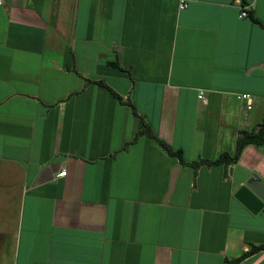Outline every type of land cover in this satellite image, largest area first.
Returning <instances> with one entry per match:
<instances>
[{"label":"crops","instance_id":"obj_1","mask_svg":"<svg viewBox=\"0 0 264 264\" xmlns=\"http://www.w3.org/2000/svg\"><path fill=\"white\" fill-rule=\"evenodd\" d=\"M115 94L187 162L233 156L264 123V0H0V264H226L264 247V213L236 198L264 182V147L195 171L134 141L142 120Z\"/></svg>","mask_w":264,"mask_h":264},{"label":"trees","instance_id":"obj_2","mask_svg":"<svg viewBox=\"0 0 264 264\" xmlns=\"http://www.w3.org/2000/svg\"><path fill=\"white\" fill-rule=\"evenodd\" d=\"M252 18H253L254 22H256L257 24H259L263 27V25L260 23L259 20H257L255 17H252ZM97 84L106 87V85L103 82H98ZM116 96L118 97V99L121 102L124 103V101L122 100L121 97H119L118 95H116ZM124 104L128 105L132 109L134 115L139 117L142 120L143 128H142V130H140L137 133L134 141H136L140 136H147V137L153 139L154 141H156V143L169 156L177 158L182 166L192 168L195 171H197L198 169H200L203 166L214 167V166H221V165L228 166L230 164H235L239 161L243 150L247 146L254 145L258 148L264 147V123H263L257 129H255L253 131H242L241 132L240 138L237 141L236 152L233 156L229 155L228 153H224L219 158H217L215 160L203 159V160L194 161V162H187L184 159V155H183V152L181 150H175L170 144L166 143L165 141L161 140L158 136L155 135V133L152 130L151 125L148 122H146L144 117H141L138 114L134 104L131 101H127ZM263 248H264L263 246L253 248L251 250V252L244 254L241 258L236 259V260H232V261H227L226 264H238L241 262V260L243 258L250 256L251 254H253L259 250H262Z\"/></svg>","mask_w":264,"mask_h":264},{"label":"water","instance_id":"obj_3","mask_svg":"<svg viewBox=\"0 0 264 264\" xmlns=\"http://www.w3.org/2000/svg\"><path fill=\"white\" fill-rule=\"evenodd\" d=\"M181 168L176 167L172 171L169 191L166 194L165 202L168 201L174 191V187ZM236 198L241 201L252 213H264V182L258 177L247 181L236 193Z\"/></svg>","mask_w":264,"mask_h":264},{"label":"built area","instance_id":"obj_4","mask_svg":"<svg viewBox=\"0 0 264 264\" xmlns=\"http://www.w3.org/2000/svg\"><path fill=\"white\" fill-rule=\"evenodd\" d=\"M185 7H186V3H184V1H182L181 2V5H180V8L183 9ZM240 10H241L240 18H247V17H249L247 8L245 6L242 5V7L240 8ZM201 95H202V93H201ZM238 98H239V100H243V101H246L247 102L248 109H251L252 108L253 100H252V96L251 95H249V94H242ZM65 175H66V171L62 172L59 176L60 177H63Z\"/></svg>","mask_w":264,"mask_h":264}]
</instances>
